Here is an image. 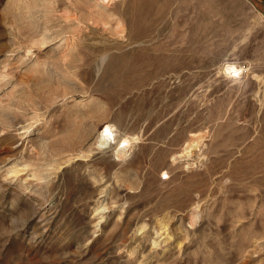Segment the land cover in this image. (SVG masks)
<instances>
[{"label":"rangeland","instance_id":"374dc122","mask_svg":"<svg viewBox=\"0 0 264 264\" xmlns=\"http://www.w3.org/2000/svg\"><path fill=\"white\" fill-rule=\"evenodd\" d=\"M105 2L0 0V264H264L263 15Z\"/></svg>","mask_w":264,"mask_h":264},{"label":"bare ground","instance_id":"6f19581e","mask_svg":"<svg viewBox=\"0 0 264 264\" xmlns=\"http://www.w3.org/2000/svg\"><path fill=\"white\" fill-rule=\"evenodd\" d=\"M99 2V0H97ZM106 0H102V3L104 5H106ZM142 1V0H141ZM149 2V4H152V5H155L154 4V1L155 0H147ZM110 2V1H109ZM142 3V2H141ZM160 9V8H159ZM160 11V10H159ZM169 11V10H168ZM145 12V11H144ZM158 15V14H157ZM143 17V16H142ZM141 17V18H142ZM157 17V16H156ZM162 17V16H161ZM148 20V19H147ZM171 21V20H170ZM144 22V21H143ZM138 24V23H136ZM146 24V23H145ZM162 25V24H161ZM184 25V24H183ZM185 26V25H184ZM128 28V27H127ZM184 28V27H183ZM161 29V28H160ZM159 29V30H160ZM173 29V28H172ZM171 29V30H172ZM122 30V29H121ZM123 31V30H122ZM173 31V30H172ZM134 32V31H133ZM120 33V32H119ZM125 33V32H124ZM163 33V31H162ZM172 34V33H171ZM165 37V36H163ZM172 37V36H171ZM182 37V36H181ZM185 38V37H184ZM171 39V38H170ZM179 40V39H178ZM182 41V40H181ZM175 43V42H174ZM181 44V43H180ZM183 47V45H182ZM181 47V48H182ZM147 51H149V55L152 56V58H155L156 56L160 55V54H163V53H157V50L154 49V48H151V49H147ZM122 52V51H121ZM103 59V58H102ZM148 70V69H147ZM145 72V71H144ZM241 73V70L238 69L237 67L233 66V65H226L224 68H223V74L225 76H228L230 77L231 75L233 76H239ZM143 75V74H142ZM133 77V76H132ZM115 131H114V127L111 126V125H104L102 126V128L100 129V136H99V145L100 146H104V147H110L111 146V143L112 141H114L115 139ZM137 138H132V141H136ZM128 140V139H127ZM126 142V141H124ZM125 147H128L127 145H125Z\"/></svg>","mask_w":264,"mask_h":264},{"label":"crops","instance_id":"0c3cea01","mask_svg":"<svg viewBox=\"0 0 264 264\" xmlns=\"http://www.w3.org/2000/svg\"><path fill=\"white\" fill-rule=\"evenodd\" d=\"M264 17V0H250Z\"/></svg>","mask_w":264,"mask_h":264}]
</instances>
